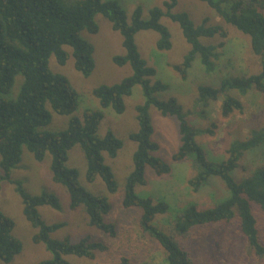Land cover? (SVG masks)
I'll use <instances>...</instances> for the list:
<instances>
[{"label": "trees", "instance_id": "obj_1", "mask_svg": "<svg viewBox=\"0 0 264 264\" xmlns=\"http://www.w3.org/2000/svg\"><path fill=\"white\" fill-rule=\"evenodd\" d=\"M206 3L223 21L236 28L251 42V49L261 62V71L250 76H228L220 79L219 87L199 86L198 103L206 107L209 102H221V114L229 117L235 112L243 114L244 104L237 93L246 97L255 91L261 95L264 104V0H199ZM179 0L165 1L163 7L149 11V18H143V10L137 7L128 19L126 11L115 0H0V189L3 181L16 186L22 199L23 214L38 230L33 236L34 244H43L51 254L50 259L38 264H71L65 257L74 256L94 260L97 252H108L110 246L93 241L90 236L73 243L70 239L54 240L51 235L65 224L48 225L39 213V207L49 206L60 210L59 199L52 193L38 196L28 194L19 181L11 178L12 171L21 163L23 147L35 160L42 162L46 154L52 156L51 171L53 181L66 188L70 196L72 211L83 206L88 215V224L105 233L110 239L118 238L116 223L106 222L105 217L112 210L111 203L104 195H93L79 181L77 169L68 168L69 152L79 146L87 163L86 181L90 184L100 178L110 194H116L118 184L111 168L106 165L104 153L115 159L123 147V142L112 132L104 138L98 136L104 119L101 111L87 109L82 120L74 116L78 109L79 95L70 81L61 74L53 73L49 66L52 55L59 65L64 66L70 54L64 49H72L76 71L89 77L95 68L94 47L82 38L86 31H99L96 16L102 15L114 31L123 37L125 56H116L114 63L123 67L129 64L132 75L112 86H100L92 91L103 109L112 108L122 115L124 99L130 97L136 86L142 88L144 104L136 107L139 130L129 138L137 144L133 156L134 169L127 177L122 206L126 209L138 208V226L165 252L166 264H196L188 244L200 231L208 227L236 224L249 252L264 264V235L258 228L255 210L264 217V165L257 167L251 175L237 180L235 173L245 154H253L264 148V127H253L244 140H234L227 149L226 159L214 163L208 159L205 150L196 138L213 133L210 129L192 128L175 98L160 101L155 95L168 90L161 81H152L156 70L148 66L141 57L135 37L141 31H154L160 35L157 48L169 51L172 35L161 20L164 17L180 25L183 35L191 46L182 63L173 66L182 80H187L188 72L199 56L206 73L213 74L218 69L222 57L219 49L225 44L206 45L201 39L226 38L227 33L217 24H208V18L196 26L189 14L174 13ZM21 75L23 84L16 99H9L15 77ZM51 110L60 116L71 117L68 127L59 132L42 130L52 121ZM154 106L163 116H174L178 120L181 145L173 155L177 163L194 157L195 174L188 180L192 192L199 193L220 179L227 195L214 205L201 208L196 203H188L173 213L167 228L156 225V220L170 212L164 200L155 201L151 197H140L137 186H146V168L150 167L158 177L171 174V166L154 155L159 149L151 139L154 128L149 109ZM14 221L0 210V262L10 263L22 252V242L13 236ZM119 264H131L122 257Z\"/></svg>", "mask_w": 264, "mask_h": 264}, {"label": "rangeland", "instance_id": "obj_2", "mask_svg": "<svg viewBox=\"0 0 264 264\" xmlns=\"http://www.w3.org/2000/svg\"><path fill=\"white\" fill-rule=\"evenodd\" d=\"M109 1V0H103ZM126 11L129 21L137 7L143 10V18H149V11L155 7L162 8L168 0H115ZM174 13H187L196 26L201 25L208 18V24L220 25L227 33L226 38L215 37L211 40L201 39L206 45H225L219 49L222 57L218 62V69L213 74L206 73L199 56L196 57L188 72L187 80H182L173 66L183 62L190 52L191 46L186 41L180 25L167 17L162 18L161 23L168 28L172 35V48L169 51H160L157 42L160 35L154 31H141L136 37V45L141 57L148 66L156 70V77L152 81H161L168 86V90L158 93L155 97L160 101H168L175 98L182 106L189 125L198 130L210 129L213 133L197 136L196 140L205 150L207 157L214 163L226 159L227 149L234 140H244L253 127H264V104L261 95L255 91L246 97L237 93L233 94L242 100L245 111L243 114L235 112L229 117L221 114V102H209L206 107L198 103L199 86L219 87L220 79L228 76H250L261 71L260 59L254 55L251 49L250 39L239 32L233 26L225 23L216 12L206 3L199 0H179ZM96 23L99 31L90 34L81 33L82 38L94 47L93 59L95 68L89 77L76 71L72 49H64L70 54V58L64 66L58 64L54 55L50 57L49 66L53 73L65 76L79 95L78 109L74 116L82 120L85 110L101 111L104 119L100 124L98 136L104 138L108 132H112L123 142L122 149L115 159L104 153L105 163L108 165L117 181L118 191L110 194L104 182L98 178L90 184L86 181L87 163L79 146L74 147L68 154L66 166L77 169L79 181L93 195H104L111 203L112 210L105 217L106 222L116 223L118 238L110 239L105 233L88 224V215L83 206L72 211L70 209V196L66 188L53 181L51 162L52 156L47 153L42 162L35 160L33 154L23 147L21 163L12 171L11 178L21 182L23 189L32 196H38L45 192L54 194L60 203V210L49 206L39 207V213L48 225L65 224V226L51 237L54 240L70 239L77 243L81 239L90 236L93 241L103 242L110 246L108 252H97L94 260L66 256L71 264H119L122 257L130 259L131 264H166L165 252L159 245L151 240L148 235L142 233L138 226L140 210L138 208L126 209L122 206L124 186L127 177L134 169L133 156L137 150V144L129 136L139 130L136 107L144 104L145 98L140 86L133 89L130 97L124 99L126 110L118 115L110 107L103 109L92 91L100 86H112L132 75L129 64L119 67L113 58L125 56L123 37L112 28V24L102 15H97ZM23 77H15L14 86L9 99H16ZM52 113L51 123L43 128L44 131L59 132L68 127L71 117L60 116ZM149 115L154 128L152 141L158 144L159 149L155 156L163 159L171 166V174L162 177L156 176L150 168H146V186H137L136 193L140 197H151L155 201L164 200L170 206V212L156 220V225L167 228L168 222L173 218V213L188 203H196L201 208L214 205L227 195V189L220 179H215L199 193L192 192L188 180L195 174L194 157L190 156L186 161L177 163L172 160L173 155L179 150L181 136L178 120L174 116H163L154 106L149 109ZM264 165V148L253 154H245L239 170L235 173L237 180H242L259 166ZM0 174L2 170L0 169ZM0 210L15 223L13 236L22 242V252L10 263L0 264H38L51 258V254L43 244H34L33 236L38 232L23 214L22 199L16 191V186L3 181L0 189ZM258 220V228L264 235V217L259 210H255ZM188 247L192 250L196 264H263L253 256L243 237L239 234L236 224L220 227H208L200 229L192 238Z\"/></svg>", "mask_w": 264, "mask_h": 264}, {"label": "crops", "instance_id": "obj_3", "mask_svg": "<svg viewBox=\"0 0 264 264\" xmlns=\"http://www.w3.org/2000/svg\"><path fill=\"white\" fill-rule=\"evenodd\" d=\"M71 152V151H70Z\"/></svg>", "mask_w": 264, "mask_h": 264}]
</instances>
